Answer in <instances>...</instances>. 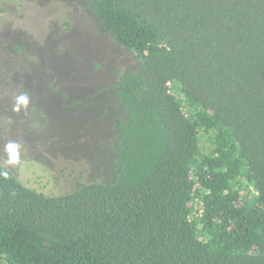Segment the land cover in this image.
Masks as SVG:
<instances>
[{"label":"trees","instance_id":"1","mask_svg":"<svg viewBox=\"0 0 264 264\" xmlns=\"http://www.w3.org/2000/svg\"><path fill=\"white\" fill-rule=\"evenodd\" d=\"M88 2L137 68L96 177L47 196L0 164V261L264 264V0Z\"/></svg>","mask_w":264,"mask_h":264},{"label":"rangeland","instance_id":"2","mask_svg":"<svg viewBox=\"0 0 264 264\" xmlns=\"http://www.w3.org/2000/svg\"><path fill=\"white\" fill-rule=\"evenodd\" d=\"M88 7V0H0V164L47 196L96 177L100 160L90 147L114 132L118 113L108 87L138 65ZM25 93L27 109L14 112ZM10 142L20 145L15 166L7 163Z\"/></svg>","mask_w":264,"mask_h":264},{"label":"clouds","instance_id":"3","mask_svg":"<svg viewBox=\"0 0 264 264\" xmlns=\"http://www.w3.org/2000/svg\"><path fill=\"white\" fill-rule=\"evenodd\" d=\"M29 99L30 98L26 93L18 95L13 106V111L20 112L22 107L24 109H27L29 105ZM19 149L20 145L16 143L10 142L6 145V151L9 155V160L7 161L8 164L15 166L16 164L21 162L19 159ZM0 176H2L4 179H7L9 177V173L3 169H0Z\"/></svg>","mask_w":264,"mask_h":264}]
</instances>
